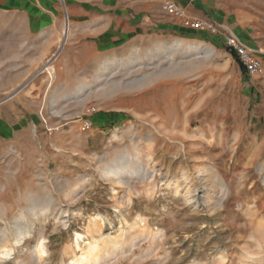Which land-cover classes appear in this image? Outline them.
Returning <instances> with one entry per match:
<instances>
[{
  "label": "rangeland",
  "instance_id": "obj_1",
  "mask_svg": "<svg viewBox=\"0 0 264 264\" xmlns=\"http://www.w3.org/2000/svg\"><path fill=\"white\" fill-rule=\"evenodd\" d=\"M55 2L0 9L7 264H73L93 239L87 264H264V76L243 72L223 35ZM229 5L227 26L264 63V0ZM125 160L144 171L110 180ZM20 222L30 234L14 244Z\"/></svg>",
  "mask_w": 264,
  "mask_h": 264
},
{
  "label": "crops",
  "instance_id": "obj_2",
  "mask_svg": "<svg viewBox=\"0 0 264 264\" xmlns=\"http://www.w3.org/2000/svg\"><path fill=\"white\" fill-rule=\"evenodd\" d=\"M24 1H29L35 6L41 7L42 9H56L55 0H0V9H13L19 8V4ZM85 1L88 7L94 8H117L120 10L121 15L128 16L130 24L134 25L136 30L141 28H153L158 25L159 21L167 16L162 10L159 3H153L149 0H82ZM181 8H183L189 17L193 18H208L213 20L219 25H222L228 32L236 35L245 44L248 43L253 36L245 35L240 30H236L237 33L241 34L240 37L227 25H231L232 17L236 16L231 11L229 5L230 0H173ZM248 2L251 0H247ZM256 1V0H252ZM62 5L65 4L62 2ZM45 10V11H46ZM241 24L248 27L247 33L252 34L254 30L251 28L255 24L257 17L253 14H242ZM68 18V15H66ZM69 19V18H68ZM70 23V20H69ZM250 27V28H249ZM135 30V31H136ZM247 45V44H246Z\"/></svg>",
  "mask_w": 264,
  "mask_h": 264
},
{
  "label": "bare ground",
  "instance_id": "obj_3",
  "mask_svg": "<svg viewBox=\"0 0 264 264\" xmlns=\"http://www.w3.org/2000/svg\"><path fill=\"white\" fill-rule=\"evenodd\" d=\"M70 23L69 19L66 18L65 30H64V40L66 41L70 34ZM193 51V50H191ZM57 58V57H56ZM50 64V63H49ZM48 64L46 70L52 71V67ZM82 92V91H81ZM144 171V166L138 165L137 162H131L130 160L121 161L118 164L112 165L108 169L105 170V175L112 181H118L120 177L127 173L140 174ZM211 199V197H208ZM35 208V205L32 209ZM22 219L26 218L24 215L21 216ZM96 222V220H95ZM23 222L16 224L14 231L11 232L10 237H12L11 241L14 244H19L26 236L30 234V231L27 227L22 225ZM0 263L7 264L8 260L13 254L14 248L11 242H9V232L2 231L0 232ZM82 239V235H77V240ZM102 248V242L97 240L90 241L83 252L79 257H76L73 261V264H87L93 263L98 260L99 254ZM39 260H43L48 254L47 249L45 247L44 242H40L35 251H33ZM14 264V263H13Z\"/></svg>",
  "mask_w": 264,
  "mask_h": 264
},
{
  "label": "built area",
  "instance_id": "obj_4",
  "mask_svg": "<svg viewBox=\"0 0 264 264\" xmlns=\"http://www.w3.org/2000/svg\"><path fill=\"white\" fill-rule=\"evenodd\" d=\"M153 3H159L162 11L169 17L178 20L188 29L205 30L215 35H223L225 44L235 57L245 72L250 75L264 76L263 61L249 49V47L236 35L228 32L222 25L217 24L211 19L189 17L185 10L173 0H149Z\"/></svg>",
  "mask_w": 264,
  "mask_h": 264
},
{
  "label": "trees",
  "instance_id": "obj_5",
  "mask_svg": "<svg viewBox=\"0 0 264 264\" xmlns=\"http://www.w3.org/2000/svg\"><path fill=\"white\" fill-rule=\"evenodd\" d=\"M231 52V51H230ZM232 56L235 57V54L233 52H231ZM235 60L237 61L236 57H235ZM242 69L243 72H245V70L243 69V67L241 66L240 67Z\"/></svg>",
  "mask_w": 264,
  "mask_h": 264
}]
</instances>
